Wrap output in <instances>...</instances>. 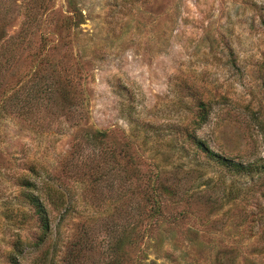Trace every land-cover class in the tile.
Segmentation results:
<instances>
[{
	"label": "rangeland",
	"instance_id": "374dc122",
	"mask_svg": "<svg viewBox=\"0 0 264 264\" xmlns=\"http://www.w3.org/2000/svg\"><path fill=\"white\" fill-rule=\"evenodd\" d=\"M27 1L13 0L15 5L8 2L4 9L0 26L6 31L5 43L21 30L23 8L17 7ZM73 3L83 14V24L63 31L71 16L68 1L49 0L40 17L44 42L33 38L31 49L46 44L51 63L45 69L55 64L71 78L82 103L79 116L58 103L53 110L59 118L43 112L37 126L11 117L0 123V264H6L4 256L17 235L31 243L39 235L36 220L21 222L23 214L32 216L21 205L23 190L15 184L22 159L39 165L42 179L62 193L64 205L54 211L46 202L51 233L40 250H26L21 264H34L44 255L46 264L52 258L54 264H66L71 246L80 250L82 264H106L108 243L117 238L112 227L117 232L124 223L137 224L139 186L147 191L149 178L158 170L170 169L166 173L172 175L175 167H181L178 178H186L185 184H178L188 191V201L175 205L164 200V222L144 220L141 232L146 239L140 253L145 252L146 261L264 264V197L248 178L197 168L186 135L194 131V103L199 98L212 111L206 125L195 131L198 139L214 153L242 164L264 160V0ZM25 62L20 61L18 69L23 70ZM11 71L3 73L8 83ZM96 131L109 134L98 147L114 153V170L120 169L124 150L134 158L125 193L130 198L124 203L131 213L128 221L120 209L117 178L111 197L104 186L95 188L92 166L82 167L85 175L67 168L95 147L84 135ZM197 169L198 174L191 173ZM30 180L41 188V180ZM235 186L248 190L228 197ZM136 256V249H130L124 264H133Z\"/></svg>",
	"mask_w": 264,
	"mask_h": 264
},
{
	"label": "trees",
	"instance_id": "16d2710c",
	"mask_svg": "<svg viewBox=\"0 0 264 264\" xmlns=\"http://www.w3.org/2000/svg\"><path fill=\"white\" fill-rule=\"evenodd\" d=\"M67 1L71 16L66 19L62 29L63 31H72L79 28L83 24L84 19L81 10L73 3L74 0ZM8 2L15 5L13 0H0V19L4 14V9L7 10L9 8ZM48 3L49 0H28L25 5L18 6L17 9L23 8L21 10L24 17L22 28L16 35L11 37L8 43L4 42V37L6 36L5 28L4 26H0V123L11 117L19 123L29 124L33 127L37 126L43 112L51 113L54 118H57V116L59 118L58 113L54 112L56 110H53L58 103H61V106H66L67 109H73V115L76 116H79V109L82 110L80 107L82 106L81 99L77 98L73 91L71 78L66 74L64 75L55 64L50 66L49 69H45V65L51 63L46 52V44L43 46L40 43L37 48L32 47L31 49L33 38L38 37L44 42L42 39L43 33L39 30L41 22H44V20H40V17L41 12L46 10ZM27 48L29 49L25 52ZM22 60H26V67L23 70L17 67V64ZM10 69H12L11 83H8L5 79L6 74L3 75V73ZM260 79L264 88V74L260 75ZM194 109L195 116L192 122L194 131L187 132L186 135L189 148L194 154L193 162L197 168H217L225 176L231 175L233 178H248L251 181V185L255 186L256 192L260 193V197H264V160L258 159L248 164H242L234 159L214 153L195 134V131L200 130L206 125L212 111L211 106L203 100L196 98ZM108 135L107 132L103 131L86 133L84 141L91 142L95 147L91 148L87 154H84L79 161L69 162L67 168L70 171L74 169L78 173V171L83 170V166H92L93 173L89 170V175L90 178H93L92 182L95 183V188H98V190L105 188L104 190L111 194V197L114 194L115 178H117L122 190L121 194L124 192V195L120 194L119 196V201L121 202L120 209L125 220L128 221L127 217L131 213L124 209V205L127 204L126 200L130 196L129 198H125V193L129 189L126 185L127 183L129 185L131 179L129 171L132 166H135V161L124 150L123 154L119 157L120 169L114 170V166L118 165L115 161L114 153L101 149V146L98 147ZM80 149L83 150V146H80ZM82 160H86V163L84 164ZM22 161L23 164H18L17 166L19 169L21 168L22 172L16 178L15 184L23 190L18 196L21 205L29 208L32 216L28 218L29 216L23 214L21 222L36 220L39 235L34 243L22 240L17 235V238L11 242V249L4 256L6 264H21L20 261L27 249L40 250V247L46 242L51 233V221L49 211L46 208V202L54 211H58L64 205L62 193L56 190L53 184H49L48 181L42 179L39 165L34 162L27 163L23 159ZM122 161H126V164L123 165ZM180 168L175 167L174 170L176 171L171 175L170 173H166L170 169L167 171L165 168L164 171L160 172L156 167V170L159 172H156L154 176L149 178L147 184L148 190H145V186H139L142 189L139 192L141 194L140 202L137 204V224L131 226L128 223H124L117 232H114V228L112 227L111 233H116L117 238L114 236L108 243V261L106 264H124L127 261L128 251L132 248L136 249L137 252L133 264H158L153 260L147 262L145 252L140 253L143 250L141 245L146 239L144 233L141 232V227L144 220L155 224L164 222L165 215L162 211L164 200H170L175 205L188 201L185 198L188 191L183 192L178 184H185L184 180H186V178H178L181 172V170L178 171ZM198 172V169L191 170V173L198 174ZM169 175L173 176L174 179L169 177ZM30 176L42 181L41 188H38L35 181L30 180ZM249 188L251 191H254L252 186ZM245 190H248V188L235 186L227 196H239ZM99 195L102 194L100 193ZM213 200L215 204L219 205L218 199ZM258 202L259 200L256 203L260 207L261 203L259 204ZM147 206H150L148 211L145 209ZM260 210L264 211V206ZM73 248L75 246L69 247L66 251L65 263L82 264V258H80L82 256L78 255L80 250L75 251ZM166 257H168L171 263L169 253ZM51 262V264H54V258H52ZM34 264H46L45 255L35 260Z\"/></svg>",
	"mask_w": 264,
	"mask_h": 264
}]
</instances>
